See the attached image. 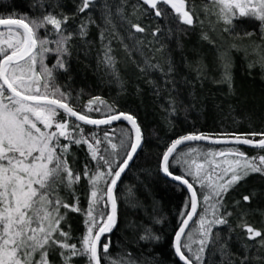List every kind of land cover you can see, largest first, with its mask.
Returning a JSON list of instances; mask_svg holds the SVG:
<instances>
[{
    "label": "snow or ice",
    "instance_id": "1",
    "mask_svg": "<svg viewBox=\"0 0 264 264\" xmlns=\"http://www.w3.org/2000/svg\"><path fill=\"white\" fill-rule=\"evenodd\" d=\"M216 2L222 5L220 12L228 24L232 23L231 17L237 9L240 17L251 16L264 21V0L251 7L246 0ZM142 3L166 23L189 26L194 23L186 0H142ZM31 8L35 11L27 14L0 13V26L7 31L6 38H0V264H53L49 257L57 249L61 264H72L74 258L80 257L85 264H105L106 260L107 264H149L130 252L123 256L109 253L113 245L110 234L118 222L116 189L146 139L137 118L98 96L89 99L83 108L74 107L69 100L78 97L62 91L56 82L57 73L68 71L72 41L86 37L89 25L96 23L93 10L100 11L104 24H111L113 5L109 0H102L99 6L97 0H79L75 11L68 14L60 9L59 0L47 8L46 0H33ZM122 12L123 3L116 5L115 14ZM82 13L87 15L77 23L76 18ZM128 23L135 32H145L139 23ZM161 31L157 28L152 35L155 37ZM172 31L168 27L166 34L171 35ZM0 37H4L3 30ZM110 52L108 49L105 53V62L114 68L115 59L108 54ZM50 54H54L51 66L45 62ZM227 67L226 64V81L230 80ZM155 69L165 76L174 71L171 64L165 71L148 62L141 71ZM166 83L175 88L174 80ZM170 102L174 103V98H170ZM94 112L100 114L99 118L90 115ZM120 121L130 127H116ZM84 126H94L99 132L86 133ZM192 141H211L232 147L206 152L197 148L180 149L181 145ZM73 145L85 146L90 157L81 169L75 167V158L69 160L73 156ZM240 145L259 151L249 157ZM260 152H264V131L225 133L219 138L194 132L173 139L161 153L158 171L186 187L189 193L185 204L188 210L180 213L183 219L172 243L174 256L182 264H205L206 249L210 245H218L221 264L225 257L231 256L229 240L234 229L228 217L233 213L227 210L224 198L250 174L264 175V154ZM91 162H95V167ZM82 179L86 181V208L80 205L77 191ZM253 196L255 193L244 195L242 200L250 203ZM201 198L204 206L198 211ZM235 203L239 205L240 201ZM109 205L110 211L105 212L104 208ZM69 212L85 216L86 231L78 238V243H70L73 238L71 225L67 224ZM194 217H197L195 221ZM162 222L155 219L156 224ZM190 222L196 225L194 229H189ZM62 223L67 224L69 231L61 227ZM218 227L228 228L226 239H221L219 231L213 232ZM238 227L245 231L248 240L261 238L258 243L264 247V232L246 222ZM161 239L147 227L139 236V241L149 245L158 244ZM194 244L197 247L193 248ZM241 247L246 254L240 264H249L250 246L242 244ZM228 264L235 262L229 259Z\"/></svg>",
    "mask_w": 264,
    "mask_h": 264
},
{
    "label": "trees",
    "instance_id": "2",
    "mask_svg": "<svg viewBox=\"0 0 264 264\" xmlns=\"http://www.w3.org/2000/svg\"><path fill=\"white\" fill-rule=\"evenodd\" d=\"M54 3L56 0H46V8ZM59 3L60 9L71 14L79 0H75V3L74 0H59ZM101 3L102 0H97L98 6ZM121 3L123 19L115 14V6ZM32 4L33 0H0V13L14 11L27 14L35 11L31 8ZM109 4L113 5L112 23L104 24L100 11L93 10L96 23L89 25L86 37L72 41L71 56L67 58L68 71L57 73L56 82L62 91L78 97L69 100L74 107L83 108L89 99L97 96L108 104L115 103L119 110L137 118L146 137L142 149L116 189L118 222L110 234L113 241L110 255L123 256L130 252L141 261H149V264H182L174 256L172 243L179 222L183 219L180 213L188 210L185 207L188 196L181 186L161 175L158 158L173 139L185 134L199 132L219 138L225 133L264 131V29L258 21L243 17L231 18L232 23H226L218 6L210 0H186L194 20L191 26L166 23L156 18L142 0H109ZM138 4L139 7H136ZM211 9L214 14L218 10L221 16L214 20L209 12ZM208 14L212 16V22H217V34L203 24ZM86 15L80 14L76 18L77 23ZM128 21L139 23L145 32H135ZM168 27L173 30L171 35L166 34ZM157 28L162 31L154 37L152 32ZM3 31L7 32L6 29ZM251 45L259 49L250 51L248 47ZM108 49H111L108 54L115 59L114 68L105 62ZM53 58L54 54H50L45 62L51 66ZM146 62L158 65L165 71L171 64L174 71L168 76L159 69L142 72L141 68H146ZM226 64L230 74L227 81ZM169 79L175 81V88L166 83ZM170 98H174V103L170 102ZM90 115L94 118L100 116L95 112ZM115 126L122 128L128 125L117 123ZM84 128L86 133L93 130L99 132L93 126ZM190 147L207 151L232 146L188 144L180 149ZM239 147L249 157L257 155L259 151ZM71 151L73 156L69 160L75 158L77 169L82 168L86 159L90 160L83 145H73ZM91 163L95 167V162ZM85 185L86 181L82 179L77 186L80 205L84 208L88 203L84 195ZM252 193L255 196L250 203L242 200L244 195ZM236 201H240L239 205ZM68 202L72 201L69 199ZM200 203L198 211L203 208L202 198ZM224 203L227 210L233 213L228 221L234 231L229 240L231 256L225 257L223 264H228L229 259L240 264V259L246 254L242 244L250 246L247 251L249 264H264V247L258 243L261 238L248 240L245 231L238 227L241 222H246L264 232V175L250 174L228 192ZM104 211L108 212L109 206ZM156 218L163 222L156 224ZM84 220L85 216L81 213H68L67 224L71 225L73 238L70 243H78V238L86 231ZM67 224H61L65 231H69ZM146 227L162 237L158 244L149 245L139 241ZM216 231L221 233L222 240L229 235L227 227L214 228L213 232ZM217 248L218 245H210L206 249L205 264H221V254ZM59 251L57 249L49 257L53 264H61ZM72 264H85L84 258H74Z\"/></svg>",
    "mask_w": 264,
    "mask_h": 264
},
{
    "label": "rangeland",
    "instance_id": "3",
    "mask_svg": "<svg viewBox=\"0 0 264 264\" xmlns=\"http://www.w3.org/2000/svg\"><path fill=\"white\" fill-rule=\"evenodd\" d=\"M210 1H213V3H215L218 7V9H219V11H220V9H221V7H222V5H220L219 3H217L216 2V0H210ZM242 2H244V0H242ZM246 2L249 4V6L251 7L252 5H257L258 6V4H259V0H246ZM216 9V8H215ZM212 11V9L209 11L210 12V14H212L213 16H214V20H216L217 18H218V16H221L220 15V12L217 10V14L215 13H212L211 12ZM238 17H240L239 16V10L237 9L236 10V14H235V16H233V17H231V18H238ZM206 18L208 19H206V21H205V23H203V24H206V25H208L209 27H211L212 29H213V32H214V34H217V32L219 31V27L216 25V23L217 22H212L213 20H212V16L211 15H209L208 14V16H206ZM243 18H246V19H250V20H256V21H258L255 17H251V16H245V17H243ZM210 20V21H209ZM258 23L263 27V29H264V21H258ZM6 36H7V32H4V37H0V38H6ZM248 48H251V50L250 51H256V50H258L259 49V47H256V46H253V45H251V46H249ZM190 148H197L199 151H203V149H201V148H199V147H190ZM189 149V148H188ZM188 149H185L184 151H187ZM207 151H217V150H207ZM206 152V151H205ZM122 157H117V159L119 160V159H121ZM197 187H199L198 185H197ZM202 205H203V200H202ZM204 206V205H203ZM196 227V225L194 224V223H191V225L189 226V229H194ZM188 231V230H187ZM186 231V232H187ZM195 238V237H194ZM195 247H197V245L196 244H194L193 245V248H195ZM190 254V253H189Z\"/></svg>",
    "mask_w": 264,
    "mask_h": 264
},
{
    "label": "water",
    "instance_id": "4",
    "mask_svg": "<svg viewBox=\"0 0 264 264\" xmlns=\"http://www.w3.org/2000/svg\"><path fill=\"white\" fill-rule=\"evenodd\" d=\"M0 30H5V29H3V26H0ZM118 123H126V122H124V121H120V122H118ZM94 127V126H93ZM101 127H103V126H101ZM130 127V126H129ZM188 144H207V145H213V146H232L231 144H214V143H212L211 141H192V142H186V144L185 145H181L180 146V148H182V147H184V146H186V145H188ZM240 146H244V145H240ZM245 147H249V146H245ZM249 148H251V147H249ZM139 151V150H138ZM137 155V154H136ZM135 155V156H136ZM135 158V157H134ZM133 162V161H132ZM132 162H130V165L132 164ZM130 167V166H129ZM127 171V170H126ZM124 174H122V176H123ZM165 178V177H164ZM165 179H167V178H165ZM167 180H169L170 182H173V181H171L170 179H167ZM173 183H175V184H178L179 185V183L178 182H173ZM180 186V185H179ZM184 190H185V192H186V194H187V196H189V193L187 192V189H186V187H184V186H181ZM109 211H110V205H109ZM195 218V217H194ZM193 218V219H194ZM191 223L192 222H190V224H189V226L191 225ZM187 231V230H186ZM182 263V262H181Z\"/></svg>",
    "mask_w": 264,
    "mask_h": 264
}]
</instances>
